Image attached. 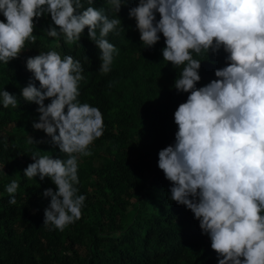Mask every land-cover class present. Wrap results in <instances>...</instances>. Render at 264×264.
<instances>
[{
	"label": "clouds",
	"instance_id": "obj_1",
	"mask_svg": "<svg viewBox=\"0 0 264 264\" xmlns=\"http://www.w3.org/2000/svg\"><path fill=\"white\" fill-rule=\"evenodd\" d=\"M106 3L107 9L93 0H0V63L17 58L36 39V22L50 16L47 37L72 44L86 28L99 49L98 71L109 73L119 49L107 37L123 29L117 13L125 0ZM128 15L145 47L162 34L163 60L180 69L174 89L187 93L173 113L174 141L158 151L170 199L191 211L217 264H264V0H138ZM220 50L224 66L198 87L201 58ZM26 69L32 77L21 96L39 114L32 127L65 155L37 151L23 172L55 185L42 194L49 198L43 224L62 231L82 216L79 159L92 154L104 118L97 106L78 99L84 79L79 59L50 48L27 57ZM17 105L15 94L0 89V106ZM39 142L27 136L29 145ZM18 187L12 179L5 191L14 194ZM9 203H16L15 195Z\"/></svg>",
	"mask_w": 264,
	"mask_h": 264
},
{
	"label": "trees",
	"instance_id": "obj_2",
	"mask_svg": "<svg viewBox=\"0 0 264 264\" xmlns=\"http://www.w3.org/2000/svg\"><path fill=\"white\" fill-rule=\"evenodd\" d=\"M137 2L125 0L117 13L123 29L107 37L119 49L109 73L98 71L99 49L86 28L72 44L47 37L50 16L36 22V39L17 58L0 63V89L18 100L15 108L0 106V264H217L210 239L191 211L170 199L171 182L157 166L158 151L174 141L173 113L187 93L174 89L180 69L163 60L162 34L152 47L140 41L128 15ZM93 6L109 7L106 0H93ZM50 48L81 61L84 79L78 99L97 106L104 118V132L90 146L92 154L79 159L78 187L86 197L82 216L62 231L43 224L49 198L42 194L55 185L47 177L30 179L23 172L37 151L65 155L32 127L38 106L21 96L32 77L26 58ZM224 57L220 50L201 58L198 87L215 79ZM27 136L42 142L29 145ZM12 179L19 187L9 194L5 185ZM10 195L15 204L9 203Z\"/></svg>",
	"mask_w": 264,
	"mask_h": 264
}]
</instances>
